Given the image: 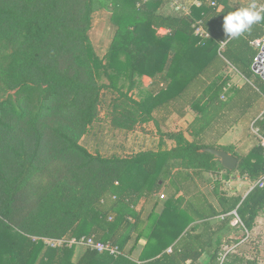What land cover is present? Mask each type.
Wrapping results in <instances>:
<instances>
[{
	"label": "trees",
	"instance_id": "16d2710c",
	"mask_svg": "<svg viewBox=\"0 0 264 264\" xmlns=\"http://www.w3.org/2000/svg\"><path fill=\"white\" fill-rule=\"evenodd\" d=\"M198 1L203 5L186 15L165 10L166 0H112L110 7L102 0H0V264H259L226 248L242 242L240 231L246 239L255 229L264 189L245 198L222 189L234 173L255 183L264 151L204 139L211 126L226 123L227 112L244 113L264 97L251 45L264 37V20L227 39L223 17L241 7ZM104 7L114 37L101 57L90 33ZM256 9L264 16V6ZM199 27L208 37L195 34ZM219 60L222 72L235 66L247 88L229 90L231 79L220 73L199 97V78ZM143 77L153 84L136 97ZM182 102L186 107L172 112ZM104 107L118 131L156 124L158 149L92 153L83 140ZM156 114L193 119L187 131L163 132ZM256 126L264 134V115ZM209 148L235 156L238 168L226 170ZM166 183L172 193L163 200ZM82 237L122 255L51 249L42 241Z\"/></svg>",
	"mask_w": 264,
	"mask_h": 264
},
{
	"label": "rangeland",
	"instance_id": "374dc122",
	"mask_svg": "<svg viewBox=\"0 0 264 264\" xmlns=\"http://www.w3.org/2000/svg\"><path fill=\"white\" fill-rule=\"evenodd\" d=\"M104 4L107 6H111L112 0H102ZM184 10L185 8L182 7ZM111 13L108 8H102L100 11L96 12L94 15L93 28L90 33L92 42L95 46V49L103 57L114 37V29L110 22ZM161 32V30H160ZM151 79V78H150ZM101 83H108L106 79H102ZM153 84V80H149L147 78H142V84L140 88L135 90L134 95L138 96V93L142 89L148 90ZM110 96L107 97V101L110 100ZM187 101V100H186ZM186 103L182 102L181 104H177L173 106L172 112H177V110L181 109ZM106 108L104 107L101 111V121L96 123L94 129L90 134H88L84 140L83 145L87 147L92 153L100 152L105 156H110L113 154L117 155H131L134 153L141 152L143 150H153L158 149L159 143L161 141V136L157 130V125L152 123L150 125L142 126L137 129V132L127 133L125 131H118L111 127L110 121L106 118ZM188 109H185V114H189ZM191 113V112H190ZM260 112H255L253 114V118H249L247 122L246 120H242L246 125V130L248 131L249 136H253L251 132L250 124L252 120L255 119L256 116L259 115ZM192 114V113H191ZM164 114H156L158 118L162 120V116ZM190 115V114H189ZM171 120L167 122L166 127L161 125V120L158 121L163 132H177L178 130L187 131L189 126V121H181L179 116H171ZM193 117H191V120ZM226 123L230 122V120L226 119ZM163 127V128H162ZM251 132V134H250ZM228 138V137H227ZM226 138V144H228V139ZM206 144H214L212 138L204 139ZM174 143L169 142L168 147L171 148ZM251 146V145H250ZM252 147V146H251ZM250 147L246 148L248 150ZM225 186L223 187V192H227L229 195H241L245 196L251 186L249 181L242 179L238 173H234L231 175V178L228 181H223ZM166 187L163 188L160 194H164L166 198L169 193H172V189L169 187L168 183H166ZM213 187V186H212ZM211 190V189H209ZM157 197V196H156ZM164 200V199H163ZM215 199H213L214 201ZM150 208V207H149ZM149 211V210H148ZM147 213V211H146ZM246 234V231H240L235 238L243 239L241 243L238 245H231L227 247V250H231L233 248L236 252L243 254L249 259H257L259 264H264V213L257 219L255 229L248 235V237H243ZM83 249V248H81Z\"/></svg>",
	"mask_w": 264,
	"mask_h": 264
},
{
	"label": "crops",
	"instance_id": "0c3cea01",
	"mask_svg": "<svg viewBox=\"0 0 264 264\" xmlns=\"http://www.w3.org/2000/svg\"><path fill=\"white\" fill-rule=\"evenodd\" d=\"M168 1L169 5L164 8L165 10L169 7L170 9L175 8V3H177L179 6L185 8L186 10H189V12H191V7L192 6H196V7H201L203 5V3L201 1L198 0H166ZM234 2L235 5H238L240 7H248L250 4L255 3L256 5L264 6V0H232ZM202 22L201 20L199 21V23ZM161 34H165L167 33L165 29L161 30L160 32ZM260 39V38H259ZM258 40V39H257ZM256 50V49H255ZM219 54L221 55L220 59L223 60L225 62V60L223 59V56L221 54V50L219 52ZM220 60L217 61V63L211 64V66L207 69V71L205 72L204 75H202L199 78V97L201 96V94L203 93V90L206 88V86L211 83L212 81H214L218 75H220V73L225 74L226 78H230L231 82L229 81L228 83V88L229 90L232 88H238V89H246L247 88V83H249L247 80V78L242 75L241 73H239V71L236 69L235 66L230 65L229 63H227L229 65V68H225L223 69V72L221 71V65H220ZM145 79V82L147 80V78L149 80L152 81V79H150L149 77H143ZM255 112H260L258 116L255 117L254 120H252V122H254L256 119L259 120V118L261 119L264 115V97H260L258 99H256L253 102V107H250V109L248 111H244V113H241L240 110L237 111L236 109L231 110L230 112H227L226 115V119L230 120V122L225 123V124H214L213 126H211V128H209L207 130V136L208 138H212L213 139V143L215 145H220V146H231L234 145L238 150H241L242 152L247 153L248 151H250L252 148H254L255 146L258 145V142L256 140V138L254 136H249L248 131L246 130V122L247 120H249V118H253L255 114H253ZM177 115V114H175ZM173 115V116H175ZM179 116V115H177ZM170 118H172L171 116H168L166 114H164L162 116V120L160 118H158V121L161 120V125L164 127H166L167 122L169 120H171ZM181 119V121L185 122V121H191V117L190 116H186V117H179ZM238 119V123H236V120ZM233 120V121H231ZM242 120H246L245 123H243ZM251 122V124H252ZM250 124V127H251ZM162 127V128H163ZM164 130V129H163ZM251 134V132H250ZM229 139H228V138ZM226 138L228 139V144H226ZM252 147H251V146ZM250 147L248 150H246V148ZM145 151V150H143ZM245 198V196H244ZM214 206H219L218 201H212ZM221 221V219H218ZM217 220V221H218ZM145 244V241H142V245ZM83 249H78V253L80 251H82ZM138 255V252L135 253V259ZM78 256V255H77Z\"/></svg>",
	"mask_w": 264,
	"mask_h": 264
},
{
	"label": "built area",
	"instance_id": "2783aa9c",
	"mask_svg": "<svg viewBox=\"0 0 264 264\" xmlns=\"http://www.w3.org/2000/svg\"><path fill=\"white\" fill-rule=\"evenodd\" d=\"M212 5L216 6V3H212ZM175 9H176V11H183L186 15L190 14L189 10H186V9L183 10L182 7L179 6L177 3H175ZM201 24H202V22L199 23V25H201ZM195 34L199 35L200 37H208V34H206L205 31H203L202 27H199L196 30ZM251 45L259 52V55H260L263 48H264V37L253 41L251 43ZM224 47H225V44L222 43L221 51L224 49ZM259 55L255 59L256 63L259 62ZM256 122H257V120L252 122L251 132H252L253 136L256 138L258 145L260 147H262V149L264 151V134L261 132V130L259 128H257ZM244 180L249 181L247 177ZM256 188L264 189V174L255 183H251L250 189H249L248 193L245 195V197L249 193H251L253 190H255ZM160 197H161V199H164L165 195L162 194ZM103 203H104V201H103ZM233 215H235L238 218L239 222H241L236 211L233 212ZM225 218H226V216L220 217L221 220H224ZM241 224H242V222H241ZM42 241L44 242V244L48 248H51V249H59V248H63V247L76 246L78 248H84V249L88 248V249L97 251L101 254L102 253L103 254L108 253L109 255L115 256V257L122 255V253L118 247L112 246L109 243L97 241L93 237H91V238L82 237L81 239H77V238H73V239H42ZM232 250H233V248L231 250H227V251L230 252ZM168 252L171 253L172 250L169 249ZM139 264H141V263H139Z\"/></svg>",
	"mask_w": 264,
	"mask_h": 264
},
{
	"label": "clouds",
	"instance_id": "9594fccd",
	"mask_svg": "<svg viewBox=\"0 0 264 264\" xmlns=\"http://www.w3.org/2000/svg\"><path fill=\"white\" fill-rule=\"evenodd\" d=\"M264 20L261 11L256 9L252 3L248 7H241L235 11L228 12L223 17V31L227 39L239 38L251 29V26Z\"/></svg>",
	"mask_w": 264,
	"mask_h": 264
},
{
	"label": "water",
	"instance_id": "95a60500",
	"mask_svg": "<svg viewBox=\"0 0 264 264\" xmlns=\"http://www.w3.org/2000/svg\"><path fill=\"white\" fill-rule=\"evenodd\" d=\"M254 70L264 79V48L259 55V62L254 65ZM205 152H208L218 158L221 165L228 171L234 172L238 168L239 160L230 153L216 148L206 149Z\"/></svg>",
	"mask_w": 264,
	"mask_h": 264
}]
</instances>
